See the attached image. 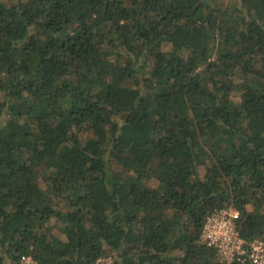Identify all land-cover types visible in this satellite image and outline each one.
I'll return each instance as SVG.
<instances>
[{
    "label": "trees",
    "instance_id": "1",
    "mask_svg": "<svg viewBox=\"0 0 264 264\" xmlns=\"http://www.w3.org/2000/svg\"><path fill=\"white\" fill-rule=\"evenodd\" d=\"M222 208L264 242V0H0V264H227Z\"/></svg>",
    "mask_w": 264,
    "mask_h": 264
},
{
    "label": "built area",
    "instance_id": "2",
    "mask_svg": "<svg viewBox=\"0 0 264 264\" xmlns=\"http://www.w3.org/2000/svg\"><path fill=\"white\" fill-rule=\"evenodd\" d=\"M238 216V212L230 208L215 210L203 223L201 239L217 249L224 263L249 260L252 264H264V242L241 239L236 226Z\"/></svg>",
    "mask_w": 264,
    "mask_h": 264
},
{
    "label": "rangeland",
    "instance_id": "3",
    "mask_svg": "<svg viewBox=\"0 0 264 264\" xmlns=\"http://www.w3.org/2000/svg\"><path fill=\"white\" fill-rule=\"evenodd\" d=\"M102 262L103 263H106V264H110L111 263V260H109V259H103Z\"/></svg>",
    "mask_w": 264,
    "mask_h": 264
}]
</instances>
